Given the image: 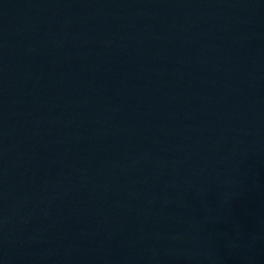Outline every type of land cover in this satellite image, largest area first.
Returning <instances> with one entry per match:
<instances>
[{
	"label": "water",
	"instance_id": "95a60500",
	"mask_svg": "<svg viewBox=\"0 0 264 264\" xmlns=\"http://www.w3.org/2000/svg\"><path fill=\"white\" fill-rule=\"evenodd\" d=\"M0 264H264V0H0Z\"/></svg>",
	"mask_w": 264,
	"mask_h": 264
}]
</instances>
